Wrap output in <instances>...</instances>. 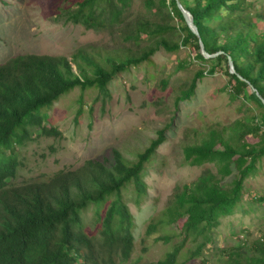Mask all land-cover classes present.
Here are the masks:
<instances>
[{"label":"trees","instance_id":"1","mask_svg":"<svg viewBox=\"0 0 264 264\" xmlns=\"http://www.w3.org/2000/svg\"><path fill=\"white\" fill-rule=\"evenodd\" d=\"M131 1L75 0L61 16L64 22L86 29L120 26L122 38L137 48H79L71 57L25 53L0 63V264H123L129 260L135 220L124 196L131 192L137 206L145 199L146 164L164 142L166 127L157 129L156 137L134 158L115 147L110 158L87 159L46 179L17 185L10 180L20 166L19 147L36 135H61L45 122L47 110L62 95L79 88L81 103L83 93L91 90L94 101L105 103L111 97L113 77L131 65L150 63L160 48L176 52L188 47L194 59L207 63L183 82L175 106L194 95L199 79L225 63L231 99L253 101L258 109H251L250 118L237 121L228 136L210 127L200 142L184 147V163H211L214 169L206 168L193 181L174 187L145 234L175 225L178 241L161 258L143 264H192V259L201 257L206 246L215 243L221 219L236 211L245 181L258 170L264 156V105L256 94L264 98V29L257 30L256 19H264V0H179L191 13L199 36L189 29L176 0L146 1L149 9L161 12L162 23L134 18L125 24ZM175 33L177 40L172 39ZM199 37L215 56L202 55ZM143 40L148 42L144 46ZM81 112L79 106L76 118ZM254 119L255 123L249 122ZM247 136L257 140L251 143ZM161 238L171 241V235ZM216 250L219 264H264V236Z\"/></svg>","mask_w":264,"mask_h":264},{"label":"rangeland","instance_id":"2","mask_svg":"<svg viewBox=\"0 0 264 264\" xmlns=\"http://www.w3.org/2000/svg\"><path fill=\"white\" fill-rule=\"evenodd\" d=\"M75 0H0V63L25 53L71 55L79 48L114 50L137 48L133 41L122 38L121 27L86 29L81 24L64 22L63 9ZM147 0H132L125 13L126 23L134 18L163 22L161 12L146 5ZM158 2V0H154ZM257 30L264 29V19H256ZM123 27V25H122ZM178 39V34L172 36ZM148 42L143 40V46ZM194 59L188 47L176 52L157 50L150 63L131 65L113 77L109 84L111 97L105 102L94 101L95 92L87 90L79 102L81 91L75 88L62 95L47 110L48 127H56L60 136L36 135L18 148L20 166L11 184L46 179L60 170L75 169L85 160L110 158L113 148L121 149L126 157L144 149L156 130L165 129V140L156 155L146 164L144 179L147 195L137 206L131 192L124 198L134 216V249L123 264H143L161 258L178 241L176 226L159 227L146 236L149 221L164 208L174 187L196 179L213 164L200 166L183 162L187 144L200 142L210 128L222 130L228 136L237 121L250 118L258 106L253 101L232 100L227 87V65L197 82L194 95L174 104L184 81L206 67ZM166 81L164 86L162 81ZM82 112L76 118L77 109ZM256 109V111H257ZM255 123L256 120H249ZM253 143L257 139L247 136ZM235 172V170H234ZM234 174L226 177L229 182ZM92 211L86 213L90 220ZM171 235L165 242L161 236ZM264 236V156L255 175L245 181L244 194L236 211L221 219L216 228L215 243L208 244L201 257L192 264H219L216 249L232 247L241 239L252 242Z\"/></svg>","mask_w":264,"mask_h":264},{"label":"water","instance_id":"3","mask_svg":"<svg viewBox=\"0 0 264 264\" xmlns=\"http://www.w3.org/2000/svg\"><path fill=\"white\" fill-rule=\"evenodd\" d=\"M176 4H177V7L179 8V10L181 11V13H182V15H183V17L185 19V22L188 25L189 29L192 32H194L196 35L199 36V32H198L197 26L193 22V17L191 15V13L180 3L179 0H176ZM199 45H200V52L202 53V55L205 58L213 57V56H215L217 54V53L209 54L205 50L204 44H203V42H202L200 37H199ZM229 68H230L231 72H234V66H233V63H232L231 59H229ZM252 90L254 91L253 87H252ZM256 94L259 97V99L261 100L262 104L264 105V98L261 95H259L257 92H256Z\"/></svg>","mask_w":264,"mask_h":264}]
</instances>
